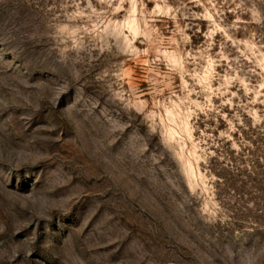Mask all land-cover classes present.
Returning <instances> with one entry per match:
<instances>
[{
    "label": "rangeland",
    "instance_id": "obj_1",
    "mask_svg": "<svg viewBox=\"0 0 264 264\" xmlns=\"http://www.w3.org/2000/svg\"><path fill=\"white\" fill-rule=\"evenodd\" d=\"M0 264H264V0H0Z\"/></svg>",
    "mask_w": 264,
    "mask_h": 264
}]
</instances>
